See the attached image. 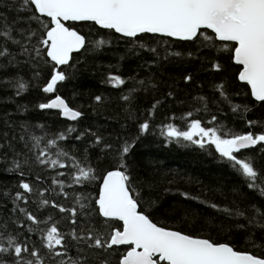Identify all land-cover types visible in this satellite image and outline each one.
Wrapping results in <instances>:
<instances>
[{
	"label": "snow or ice",
	"instance_id": "6c2138e0",
	"mask_svg": "<svg viewBox=\"0 0 264 264\" xmlns=\"http://www.w3.org/2000/svg\"><path fill=\"white\" fill-rule=\"evenodd\" d=\"M0 8L15 13L11 19L0 13V72L15 69L0 77V88L12 92L5 99L15 102L38 89L42 96L32 110H56L57 120L76 122L53 131L46 122L25 120L14 127L5 121L12 135L5 132L0 139V164L18 183L14 193H3L12 207L7 219H0V264H264V205L241 206L234 200L232 207L221 206L180 192L223 219L185 210L171 219L199 227H176L157 200L143 195L131 159L141 138L156 134L165 145L195 146L212 156L264 199V165L257 159L264 158V119L249 118L254 109L264 111V0H0ZM113 34L126 46L121 60L142 61L131 74L123 73L119 62L106 66L103 83L119 90L126 120L136 125L134 134L117 138L118 145L91 128H78L84 113L57 94L58 85L78 70L81 61L73 54L101 51L113 43L108 38ZM195 60L222 75L212 85V106L206 96H195V107L154 123L164 103L157 99L139 112V119L136 101L157 91L158 81L151 74L138 78V70L147 73L161 61ZM182 80L188 84L193 76L185 70ZM241 95L246 99L235 102ZM173 96L171 90L164 94L165 99ZM93 100L99 104L103 97ZM16 110L30 109L17 104ZM236 120L249 131L231 127ZM232 192L242 196L237 186ZM212 229L242 232L244 242L261 251L216 239Z\"/></svg>",
	"mask_w": 264,
	"mask_h": 264
},
{
	"label": "trees",
	"instance_id": "16d2710c",
	"mask_svg": "<svg viewBox=\"0 0 264 264\" xmlns=\"http://www.w3.org/2000/svg\"><path fill=\"white\" fill-rule=\"evenodd\" d=\"M0 13L7 15L9 19L15 15L14 12H6L3 8H0ZM83 27L87 31L88 26L85 25ZM93 31L95 32L96 29L94 28ZM104 31L106 32V30ZM108 38L113 39V43L104 47L101 51L89 52L83 55L73 54L75 59L81 61L77 65L78 70L74 73L72 79L58 85L57 94L64 97L72 106L79 108L84 113L76 125L78 128L81 130L91 128L98 135L105 137L109 143L118 145L120 141L117 138L134 134L136 125L126 120L127 113L124 110L123 102L118 98L119 90L103 83L107 71L106 66L109 64L116 65L119 62L122 72L131 74L132 70L137 69V65L142 61L132 57L121 60V55L126 52V46L123 43H116L114 34ZM144 58L151 59L149 55H145ZM185 70L193 76V81L188 84H185L182 80ZM14 71L15 69H8L7 72H0V77L9 75ZM231 71H229L228 76L230 85L234 87L235 85L231 83ZM29 72L30 70L25 67L23 72L25 77L29 75ZM138 72V78L151 74L158 81V90L139 96L135 104V108L138 110L137 116L139 117V112H144L155 100H164L163 105L158 106L155 112L154 123L164 122L165 118L171 114L179 116L187 111L190 106L195 107L196 105L193 101L195 96H206L210 101L209 106L211 107V100L213 99L212 85L222 78L221 74L206 71L199 60L191 61L190 63L161 61L158 67L148 69L147 73L145 70H138ZM169 90L173 91L174 96L171 99H165L164 94ZM96 95L103 97L102 103L97 104L93 100ZM11 96V90L5 91L0 88V139H2L5 132L8 133L9 137L12 135V128L7 127L5 121H7L8 125H13L14 127L25 120L31 123L46 122L52 125L53 131L67 124L76 123L64 121L63 119L57 120L52 115L56 110H48L47 112L32 110L31 106L38 102L42 96L38 89H32L22 96L15 97V102L5 99V97ZM245 99L242 95L237 96L235 97V102L240 103ZM17 104H27L30 110L21 114L16 110ZM249 118L264 119V111L254 109L249 114ZM139 119H143V117H139ZM173 122L181 127L183 126L179 120ZM122 125H126V127H122ZM230 126L238 132L249 131V128L240 120L230 123ZM251 130L259 131L258 128ZM19 131L20 129L16 127V132L19 133ZM74 143L78 147H82L80 142ZM86 144L87 140H85L83 146H86ZM16 147L19 149L21 146L17 144ZM95 154L94 152L93 157ZM250 154L256 155L255 152ZM131 159L134 162L137 175L143 181V195L157 200L170 217L168 222L176 227L187 228L188 230H195V228L199 227V223L190 228L185 223H179L171 219L172 217H181L185 210L197 212L205 218L216 217L217 219H223L221 213H217L214 209L196 201L184 199L180 196V192L199 196L201 199L215 202L221 206L232 207L234 200L241 206L252 203L264 205V199L243 187L239 182V177L229 168L218 164L212 156L206 155L195 146L185 147L176 143L165 145L163 137L150 133L142 137L137 143ZM257 159L260 165H264V158L257 157ZM101 167H104V165H101ZM3 169L4 165L0 164V219H7L12 205L4 197L3 193L5 191L14 193L17 190L14 185L18 183V178L14 174H6ZM46 174L50 176L53 173L49 170ZM43 175L45 174L42 173ZM48 182L45 180V184ZM234 186L240 188L242 196L233 194L232 188ZM165 189L170 191L165 192ZM13 227L9 223L10 231ZM205 231L207 232L208 229H205ZM211 235L216 239L230 241L257 254L261 251L260 249L249 247L244 242V233L242 232H234L232 235H228L212 229ZM259 238L260 233L257 232V243H260Z\"/></svg>",
	"mask_w": 264,
	"mask_h": 264
}]
</instances>
